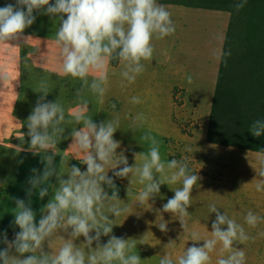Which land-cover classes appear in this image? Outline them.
Instances as JSON below:
<instances>
[{
    "label": "clouds",
    "instance_id": "1",
    "mask_svg": "<svg viewBox=\"0 0 264 264\" xmlns=\"http://www.w3.org/2000/svg\"><path fill=\"white\" fill-rule=\"evenodd\" d=\"M246 3L247 0H238L235 10L240 11ZM41 9H46L49 16H59L60 25L55 34V44L59 48L57 75L81 81L75 91L80 107L69 120L59 100H47V81L42 80L35 89L43 95L38 97L27 120L26 134L30 137L27 151L33 155L43 154L41 162L45 167L42 174L38 169L31 170L33 175L28 179L27 203L23 199L12 198L16 204L13 223L20 231L12 240L8 239L6 232L3 233L2 243L6 247L0 248V264H142L141 256L135 252L136 239L112 235L113 227L117 225L114 221L130 212L129 206L120 199L113 177H130L129 199L133 195L132 178H138L143 187L135 199L141 207L160 193L162 185L182 184L173 190L174 196L162 205V211L177 217L183 233L189 232L191 241L196 243L175 258L166 252L159 264H211V253L217 251L218 246L216 264H246V252L236 245L253 238L226 212L221 214L215 203L209 205L210 212L216 213L210 235H202L196 228L189 230L188 209L194 185L200 177L192 173L186 160L171 159L165 164L158 141L145 134L143 139L151 141L152 146L147 153H133L135 164L130 166L127 157L122 152L117 153L121 144L114 139V134L120 128L119 116L97 124L86 115L89 101L84 98L85 93L90 91L103 102L108 91L112 60L120 62L122 70L119 75L129 84L144 72L142 61L153 59V40L163 39L176 31L172 13L157 0H55L54 4L51 0H15V4L0 7V43L19 40L24 30L35 22L34 10ZM28 39L25 38V43ZM8 79L0 71V87ZM188 80L191 83V77ZM131 102L141 103L137 96H133ZM115 107L113 104L112 108ZM145 122L143 113H140L133 118L132 125L142 127ZM68 123L82 125L72 127V143L68 149L74 151L76 159L86 165V170L73 165L62 173L57 169L55 157L58 155L57 144L67 138L64 133ZM250 131L255 137L264 135V119L255 120ZM24 150L16 146L17 153ZM259 163L262 167L255 169L262 179L255 187L256 191L264 192V157L259 159ZM109 170H114L113 176H109ZM53 177L56 179L53 196L41 209L37 223L30 198L35 189H39L41 200L47 196L49 187L43 185H48ZM105 185L112 190L111 194ZM261 219L252 211L245 216L250 227H256ZM156 224L161 232L169 230L163 219ZM102 236H110V239L101 243ZM80 237H84V247L75 243ZM200 241L203 244H199ZM174 244L175 241H171L165 247ZM45 245L49 251L45 250Z\"/></svg>",
    "mask_w": 264,
    "mask_h": 264
},
{
    "label": "rangeland",
    "instance_id": "2",
    "mask_svg": "<svg viewBox=\"0 0 264 264\" xmlns=\"http://www.w3.org/2000/svg\"><path fill=\"white\" fill-rule=\"evenodd\" d=\"M8 3L13 2L0 0V7ZM165 6L172 13L176 31L163 39H154L153 59L142 61L145 66L144 71L152 73L157 71V84L155 82L151 86L157 95L155 93L136 95L142 98L143 102L133 106L130 99L134 96L131 86L126 90L121 87L116 95L106 94L102 103L89 91L84 97L89 101L86 115L97 124L119 116L120 128L114 134V139L121 144L117 153L122 152L130 166L135 164L133 153H147L151 148V141L143 139L145 134H150L158 141L161 159L165 164L171 159H177L186 160L192 171L208 167L210 169L206 173L211 175L212 184L218 185L221 181V170L225 166L224 160L231 162V158L228 157L231 150H228L230 148L227 146L205 142L207 140L204 132H207L205 129L208 128L213 91L230 15L219 10L180 5ZM33 15L36 17L35 22L27 27L24 33L29 30L38 31L40 28L43 31L42 14L34 11ZM30 52L26 46L20 47V51H0V71L6 74L7 65H13L16 74V78H9L3 87H0V183L3 185L0 186V248L6 247L2 243L3 233L6 232L8 235V229H13L10 235L12 237L18 228L13 223L16 204L12 198H20L27 203L29 200L27 189L30 188L28 179L33 175L31 170L38 169L42 174L45 167L41 162L43 154L33 155L27 151L30 145V137L26 134L27 120L36 106L38 97L43 95L35 89H38L42 80L47 81L49 85L47 100L52 102L59 100L65 107L69 120L80 107V101L75 98V91L80 87L81 81L70 76L48 77L49 75L41 68L42 65H34L29 71L27 61ZM121 70L122 68L116 73L108 72V79L119 77ZM177 78H181L179 81L189 90L187 92L179 87L174 89L170 118V87L166 86V83L175 82L174 79ZM209 83L212 86L209 87ZM109 96L114 97L109 98ZM113 104L115 108H112ZM140 113H143L146 122L142 127H133L132 120ZM174 124L183 133L191 137L195 135L196 146L192 141L179 143ZM65 126L64 136L67 138L57 144L58 155L55 157L57 169L62 173L68 171L72 160H78L74 151L68 148L72 143V127H82L75 123H68ZM16 146H21L25 150L17 153ZM189 148L191 151H188ZM233 165L235 166V163ZM255 166H257L255 163L242 164L239 173L243 186L252 182L254 190L256 183L262 179L258 176L256 171L258 168ZM112 171L114 170H109V173ZM54 179L55 177L47 182L48 185H43L49 187V194L42 200L39 197V189L33 191L30 198L31 207L38 216H41V209L46 205L47 197L53 196ZM132 179L134 182L138 181V178ZM127 180L129 182L130 177ZM178 186L180 188L182 184L178 182Z\"/></svg>",
    "mask_w": 264,
    "mask_h": 264
},
{
    "label": "crops",
    "instance_id": "3",
    "mask_svg": "<svg viewBox=\"0 0 264 264\" xmlns=\"http://www.w3.org/2000/svg\"><path fill=\"white\" fill-rule=\"evenodd\" d=\"M9 1L15 4V0ZM51 3L54 4L55 2L51 0ZM34 11L42 14L43 16V31L42 28H40L38 31L29 30L28 32L23 33L22 37L19 40L9 41L8 43H0V46H2V48H0V51H20V47L23 48L26 46L29 48V51H31V55L28 56L29 60L27 61L29 71H31L34 65H42L41 68L45 71L44 73L49 75L48 77H65L57 75V71L59 68V48L55 44V34L60 25L59 16H49L48 14H46V9ZM65 18L67 17L65 16ZM28 37V43H25V38ZM37 49H39V51H37ZM167 67L170 68V66ZM120 68H122V65L120 63L117 66H112L109 64V72L112 71L116 73ZM5 70L6 75L9 78H16V74L14 73L15 68L13 65H7ZM156 73L157 71L154 73L144 71L143 73L138 75L136 81L131 84H129L127 81H124L121 76L108 79V91L106 94L116 95V93H119V91L117 90H120L121 87L122 89L126 90L128 86H131V91L133 92L132 95L134 96L147 95L151 93H155L157 95V92H155V90L151 87L155 84L156 79H158V75ZM179 79L181 78L174 79L175 82L166 83V86L170 87V118L173 108L174 89L179 87L186 90L187 92L189 90L183 82L179 81ZM122 83L123 86H121ZM210 86H212V84L209 83V87ZM112 97L114 96H109V98ZM140 101L143 102L142 98H140ZM145 101L146 100L144 99V102ZM132 105L137 106V104L133 103ZM149 107L151 108V104L149 105ZM174 126L175 130L177 131V138L179 143L180 141L181 143L195 141V135L194 137H191L188 134L183 133L175 124ZM205 130H207V128ZM204 136H207L206 131L204 132ZM194 144V146H196V142H194ZM227 147L230 148L228 150H231V153L228 155V157L231 158V162L227 159L224 160L225 166L221 170V181H219L218 185H213L212 179L210 177L211 175L206 173L210 168L203 167L204 171H201L203 169H198L197 171L191 170L192 173L199 176L200 179L194 185V189L192 191L191 206L188 209L189 216L187 218V225L189 230H191L192 228H196L201 232L202 235H210V231H212V222L216 218V213L210 212L209 205L215 203L221 214L226 212L229 218L234 219L237 223L241 224L245 228L246 233L253 238L242 245H236L239 248H243L246 252V264H264V235H261V233H264V192H258L256 191V188L254 190L252 187V182H249L247 186H243L242 178L239 174L242 169V164L245 163H255V165H257L255 167H257L259 170L262 167V165L259 163V159L264 157V153L232 146ZM78 161L80 162L81 170H85L86 165L82 164L80 160ZM233 163H235V166L233 165ZM111 174H113V171L109 173V176ZM127 179L128 178H123L122 180L125 194L120 199H122V203L129 206L130 212L128 214L122 215L114 221V223L117 225L113 227L112 235H116L117 237H124L126 239H136L137 247L135 248V252L137 255L141 256L142 264H159V260L164 256L166 252L171 253L173 258H175V256L182 254L187 247L191 246L193 243H196L191 241L189 232L183 233L184 230L177 217L173 216L172 213L162 211V205L166 203L169 198L174 196L173 190L179 188L178 183L171 185H162L160 193L153 200H150L149 203H146L144 207H141L137 204L135 197L138 194L139 190L143 187V185L139 184L138 181H135L132 188L133 195L129 199L127 196V189L130 185V181L128 182ZM54 185H56V179L52 181L53 188H55ZM51 198V196L47 197V203L51 200ZM249 211H252L254 214L262 218L256 227H250L245 222V216ZM110 218L115 219V217ZM39 219L40 216H38L37 214V223ZM162 219L168 224L169 230L166 233L161 232L156 224L159 223ZM19 231V228L14 231L12 239L14 238V234ZM60 234L64 235L65 238H69L66 233L61 232ZM108 239H110V236H102L101 243H106ZM171 241H175L174 246L165 247ZM84 242V237H80L75 241L77 245L81 244L80 246L82 247H84L82 245V243ZM199 244H203V241H200ZM95 246L96 244L94 242L93 247ZM218 249L219 246L217 247V251L211 253V264H216V261L218 259ZM45 250L49 251L46 245ZM226 255L227 253H225V256Z\"/></svg>",
    "mask_w": 264,
    "mask_h": 264
},
{
    "label": "trees",
    "instance_id": "4",
    "mask_svg": "<svg viewBox=\"0 0 264 264\" xmlns=\"http://www.w3.org/2000/svg\"><path fill=\"white\" fill-rule=\"evenodd\" d=\"M238 0H157L175 4L228 12L222 55L209 115L206 140L213 144L232 146L264 153V135L255 137L250 126L264 119V0H247L236 11ZM230 52L231 55H225ZM120 62L112 60L110 65ZM80 167L78 160L71 166ZM70 166V167H71ZM110 176H113L111 174ZM122 198L123 178L113 177ZM106 191L111 189L105 185ZM8 229V239L11 240Z\"/></svg>",
    "mask_w": 264,
    "mask_h": 264
},
{
    "label": "water",
    "instance_id": "5",
    "mask_svg": "<svg viewBox=\"0 0 264 264\" xmlns=\"http://www.w3.org/2000/svg\"><path fill=\"white\" fill-rule=\"evenodd\" d=\"M18 255V254H17Z\"/></svg>",
    "mask_w": 264,
    "mask_h": 264
}]
</instances>
